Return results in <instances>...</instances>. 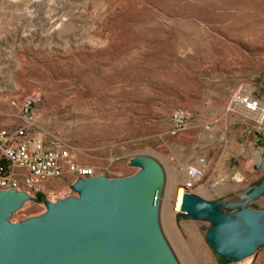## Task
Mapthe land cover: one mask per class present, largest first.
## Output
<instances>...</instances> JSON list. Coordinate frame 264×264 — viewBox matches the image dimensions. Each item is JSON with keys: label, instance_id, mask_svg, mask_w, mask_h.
<instances>
[{"label": "rangeland", "instance_id": "obj_1", "mask_svg": "<svg viewBox=\"0 0 264 264\" xmlns=\"http://www.w3.org/2000/svg\"><path fill=\"white\" fill-rule=\"evenodd\" d=\"M238 91L264 99V0H0V127L13 120L12 99L31 97L47 146L68 148L98 174L136 172L135 154L160 161V223L180 264L246 261L224 263L206 239L211 223L170 207L202 157L207 175L195 192L205 198L264 177V161L255 168L263 147L228 110ZM180 109L177 130L171 114ZM72 177L49 181L55 197ZM250 205L264 207V196ZM44 209L38 199L11 221ZM253 256L264 264V246Z\"/></svg>", "mask_w": 264, "mask_h": 264}, {"label": "water", "instance_id": "obj_2", "mask_svg": "<svg viewBox=\"0 0 264 264\" xmlns=\"http://www.w3.org/2000/svg\"><path fill=\"white\" fill-rule=\"evenodd\" d=\"M260 168L264 161V137ZM127 176H79L63 196L41 199L45 209L18 222L14 213L39 198L0 187V264H180L160 223L165 170L153 156L135 154ZM264 177L229 197L196 192L182 198L180 219L210 222L206 239L214 252L240 261L264 246Z\"/></svg>", "mask_w": 264, "mask_h": 264}, {"label": "built area", "instance_id": "obj_3", "mask_svg": "<svg viewBox=\"0 0 264 264\" xmlns=\"http://www.w3.org/2000/svg\"><path fill=\"white\" fill-rule=\"evenodd\" d=\"M33 100L31 97L12 99L11 105L16 109L12 114L13 120L0 127V187L19 188L34 196L42 194L54 199L55 189L49 186V181L71 174V183L79 176L86 178L98 173L95 167L80 164L68 148L47 146L44 135L34 131ZM228 110H236L243 115L249 132L255 134L258 142L264 137L263 98L252 91H238L233 95ZM184 119L182 109L171 114L177 130L184 128ZM207 168L204 157L197 164L188 166L185 181L177 186H181L183 195L188 191L195 192L206 177Z\"/></svg>", "mask_w": 264, "mask_h": 264}, {"label": "bare ground", "instance_id": "obj_4", "mask_svg": "<svg viewBox=\"0 0 264 264\" xmlns=\"http://www.w3.org/2000/svg\"><path fill=\"white\" fill-rule=\"evenodd\" d=\"M257 156H259V158H260L261 155L257 154ZM213 189H214V187L211 186L210 188L207 187L204 190L202 189V191H204V193H206L207 191L213 190ZM206 195H208V194H206ZM182 196H183V189L181 188V186L173 189V191L171 193V198H170V207H171V210L173 212L181 209ZM244 260H246V261L243 264H254L255 263V257L253 255L247 257Z\"/></svg>", "mask_w": 264, "mask_h": 264}, {"label": "trees", "instance_id": "obj_5", "mask_svg": "<svg viewBox=\"0 0 264 264\" xmlns=\"http://www.w3.org/2000/svg\"><path fill=\"white\" fill-rule=\"evenodd\" d=\"M42 197H43L42 194H39V195H38L39 200H41Z\"/></svg>", "mask_w": 264, "mask_h": 264}]
</instances>
